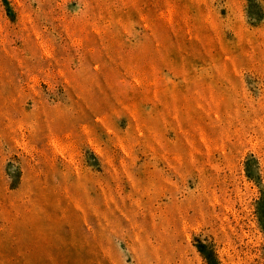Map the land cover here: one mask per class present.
Segmentation results:
<instances>
[{"label":"rangeland","instance_id":"obj_1","mask_svg":"<svg viewBox=\"0 0 264 264\" xmlns=\"http://www.w3.org/2000/svg\"><path fill=\"white\" fill-rule=\"evenodd\" d=\"M0 264H264V0H0Z\"/></svg>","mask_w":264,"mask_h":264}]
</instances>
